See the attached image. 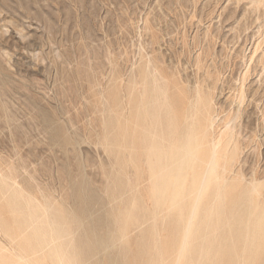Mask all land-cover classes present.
Segmentation results:
<instances>
[{"label": "rangeland", "instance_id": "1", "mask_svg": "<svg viewBox=\"0 0 264 264\" xmlns=\"http://www.w3.org/2000/svg\"><path fill=\"white\" fill-rule=\"evenodd\" d=\"M246 1L0 0V71L8 75L0 82L3 101L0 100V160H6V163L0 161V168L11 162L17 164L21 174L16 179L21 186L23 177L33 175L35 169V177L42 180L38 182L49 183L55 193L58 191L56 195L60 193L57 184L66 182L58 175L67 161L76 169L77 160L85 159L84 163L88 162L85 168L90 165L86 169H90L89 174L107 167L113 174L126 172L130 159L129 134L135 128L134 115L138 109H152L155 105V128L157 132L162 131L165 113L160 109L163 100L155 102L152 94L162 98L163 89L167 87L173 109L178 112L176 97L184 89L204 85L206 81L201 79L212 70L211 82L213 78L215 82L205 84L211 88L214 84V88H210L215 104L212 103L213 113L240 115L236 122L241 120L240 123L245 122L249 128L244 143L247 146L242 151V160H246L244 172L248 174L254 170L252 168L256 167L255 171L264 168V9L256 2ZM208 60L213 64H208ZM207 70L211 71L207 73ZM240 86L245 91L242 92ZM140 90H143L142 96ZM240 91L244 96H239L242 99L239 101ZM194 94L191 93L192 99ZM238 101L242 104L238 103L240 109L236 110ZM41 109L50 111L63 124L71 138L67 149L58 145L51 133L53 128L44 124L39 113ZM181 115L172 113L171 117ZM106 131L109 136L105 141ZM115 136L119 146L114 149L111 141ZM92 156L94 161L89 160ZM112 163L117 164L116 167ZM250 163H253L251 168ZM91 176L96 177L95 174ZM261 182L264 183V178ZM134 192L120 191L118 196L137 197ZM162 215L160 212L158 220ZM228 226L223 222L220 227L228 229ZM206 245L202 248L203 252L206 249L204 256L210 258L212 253L214 261V254L211 250L207 252ZM187 254L180 258V264L193 257ZM171 263L177 264L176 261Z\"/></svg>", "mask_w": 264, "mask_h": 264}, {"label": "bare ground", "instance_id": "2", "mask_svg": "<svg viewBox=\"0 0 264 264\" xmlns=\"http://www.w3.org/2000/svg\"><path fill=\"white\" fill-rule=\"evenodd\" d=\"M251 1L264 9V0ZM212 61L207 62L211 65ZM196 68L198 70V66ZM210 75L201 80L210 84L215 82V78L211 82ZM7 76L0 71V82ZM198 77L201 78L200 74ZM205 83L194 88L189 86L176 97L175 103L180 107L178 112L173 109L167 87L163 89L162 98L152 94L155 102L163 100L160 111L165 113V120L162 131L158 128L160 132L155 128V105L152 109L141 108L134 112L135 128L129 134L130 159L126 172L113 174L107 167L89 174L90 169H86L92 163L85 168L88 162L77 160L75 169L71 166L73 163L67 161L58 175L66 182L61 184L60 181L61 186L57 184L60 193L56 195L58 191L55 193L49 183L38 182L42 180L35 177V169L34 176L31 173L23 177L21 186L16 179L21 174L17 164L11 162L0 168V264H172V261L180 264V258L187 252L193 257L184 264H264V183L261 182L264 168L262 165L258 171L255 167L248 174L244 172L246 160H242V151L249 128L245 122L240 123L241 120L236 122L237 114L225 113V116L221 113L223 117L218 115L220 112L213 113L211 85ZM240 90L245 91L241 86ZM241 91L238 97L243 98ZM192 92L195 93L194 100ZM239 101L236 110L238 103L242 104ZM39 111L44 124L53 128L51 133L58 145L67 149L71 138L63 124L50 111ZM172 113L182 115L171 117ZM106 132L105 141L109 136ZM117 139L115 136L111 141L114 149L119 146ZM250 164V168L253 167V163ZM113 165L116 167L117 164ZM43 170L47 171V168ZM93 174L99 179L91 176ZM125 190L135 191L138 196L126 199L118 196ZM160 212L163 215L158 220ZM223 222L229 225L228 229L220 227ZM204 244H207L208 253L209 250L213 252L214 261L211 260L212 253L210 258L204 256L207 254L206 249L202 251Z\"/></svg>", "mask_w": 264, "mask_h": 264}]
</instances>
